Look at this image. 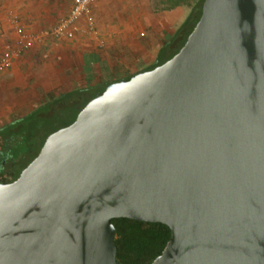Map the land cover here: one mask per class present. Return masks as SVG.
I'll return each mask as SVG.
<instances>
[{
    "label": "water",
    "instance_id": "95a60500",
    "mask_svg": "<svg viewBox=\"0 0 264 264\" xmlns=\"http://www.w3.org/2000/svg\"><path fill=\"white\" fill-rule=\"evenodd\" d=\"M113 219L167 227L148 264H264V0H202L171 57L48 134L0 182V264H117Z\"/></svg>",
    "mask_w": 264,
    "mask_h": 264
},
{
    "label": "crops",
    "instance_id": "0c3cea01",
    "mask_svg": "<svg viewBox=\"0 0 264 264\" xmlns=\"http://www.w3.org/2000/svg\"><path fill=\"white\" fill-rule=\"evenodd\" d=\"M201 1L93 0L92 25L78 22L87 35L52 44L50 39L43 41L50 30L46 29V19L64 12L57 23L68 13L69 0H0V53L4 40L12 45L16 40L13 17L23 31L36 37L9 69L0 72V126L50 96L85 87L102 90L110 82L154 66L162 47L173 41ZM179 37H175L174 46ZM97 45L103 49L96 50Z\"/></svg>",
    "mask_w": 264,
    "mask_h": 264
},
{
    "label": "trees",
    "instance_id": "16d2710c",
    "mask_svg": "<svg viewBox=\"0 0 264 264\" xmlns=\"http://www.w3.org/2000/svg\"><path fill=\"white\" fill-rule=\"evenodd\" d=\"M200 6L191 12L176 31L174 39L181 36L175 51L173 53L167 51L166 56L160 58L157 63L171 57L182 45L199 16ZM173 41L167 46V50L173 49ZM100 91L85 87L50 96L31 111L0 126V176L3 173L4 162L20 161L28 156L33 158L45 137L72 121L82 106ZM16 176L8 175L5 181L0 178V182H9ZM111 223L115 228L117 264H148L162 250L169 236L167 227L161 224L126 219H113Z\"/></svg>",
    "mask_w": 264,
    "mask_h": 264
},
{
    "label": "built area",
    "instance_id": "2783aa9c",
    "mask_svg": "<svg viewBox=\"0 0 264 264\" xmlns=\"http://www.w3.org/2000/svg\"><path fill=\"white\" fill-rule=\"evenodd\" d=\"M93 0H69L70 8L68 13L60 18L55 26L45 32L54 38H71L80 20H84L90 27L93 23L91 4ZM12 24L15 26L16 40L14 45L5 46L0 53V72L9 69L12 63L22 52L31 47L36 37L23 31L17 24V19L12 18Z\"/></svg>",
    "mask_w": 264,
    "mask_h": 264
},
{
    "label": "rangeland",
    "instance_id": "374dc122",
    "mask_svg": "<svg viewBox=\"0 0 264 264\" xmlns=\"http://www.w3.org/2000/svg\"><path fill=\"white\" fill-rule=\"evenodd\" d=\"M201 5V4H200ZM58 13V12H57ZM59 15L57 16V17H54V18H47L46 20H48V21H46V23H45V25H46V29L47 30H49V29H51V28H53L54 26H55V24L56 23H54L55 21H56V19L57 18H59V17H61V16H63L64 15V12L62 13V11L61 12H59L58 13ZM52 19H55V20H53L52 21ZM48 22H50V23H48ZM54 23V24H53ZM17 24L19 25V22H18V20H17ZM35 24L36 25H38V22H36L35 21ZM30 25H33V24H30ZM49 26V27H48ZM76 29H75V31H74V33H73V36H72V38H70V39H67V38H64V37H60V38H54V37H52V36H50L49 34H47L46 36L47 37H45V39L43 40V41H46V40H51V42H52V44H59V43H61V42H65V41H72V40H75V39H77L78 37H84V36H86L87 34H85L84 32H83V30H84V27H81L80 25H78L77 24V26L75 27ZM47 32H49V31H47ZM30 33H32V34H35V32H30ZM92 33V32H91ZM95 33V32H94ZM4 42V44L2 45V47L1 48H4L5 46H11L12 44H10L9 42L10 41H8V40H4L3 41ZM36 44H39V45H42V44H40L39 42H36ZM35 46V45H34ZM174 46V45H173ZM177 46V45H176ZM176 46H174L173 47V49L171 50V49H166L167 47L165 46V47H162V49H161V55H160V58H162L163 56H166V52L168 51L169 53H173L174 51H175V48H176ZM101 49H103V46H99V45H97L96 46V50H101ZM159 58V59H160ZM59 126H62V125H59ZM32 159V156L31 157H25V159H22V160H20V161H14V160H7L6 162H4L3 164H2V166H3V173H2V175L0 176V178L3 180V181H5L6 179H8L7 177H8V175H18V173L20 172V170L30 161ZM12 173V174H11ZM11 181V180H10Z\"/></svg>",
    "mask_w": 264,
    "mask_h": 264
}]
</instances>
